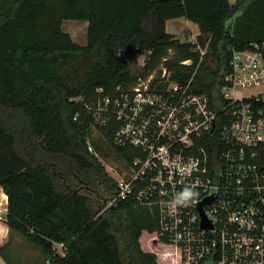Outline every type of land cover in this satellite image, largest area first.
Segmentation results:
<instances>
[{
  "label": "trees",
  "instance_id": "trees-1",
  "mask_svg": "<svg viewBox=\"0 0 264 264\" xmlns=\"http://www.w3.org/2000/svg\"><path fill=\"white\" fill-rule=\"evenodd\" d=\"M182 19L199 28L203 59L167 32V22ZM66 21L88 24L85 46L64 32ZM254 44L264 45V0H0V187L9 229L52 264H158L140 242L158 231L155 212L132 197L104 211L118 183L89 152L91 126L74 121L86 111L73 100L90 101L98 89L116 96L163 68L173 82L195 76L194 90L214 97L228 47ZM102 133L93 140L99 154L113 139ZM132 153L116 152L128 162ZM61 243L64 258L54 256Z\"/></svg>",
  "mask_w": 264,
  "mask_h": 264
},
{
  "label": "built area",
  "instance_id": "built-area-1",
  "mask_svg": "<svg viewBox=\"0 0 264 264\" xmlns=\"http://www.w3.org/2000/svg\"><path fill=\"white\" fill-rule=\"evenodd\" d=\"M198 35L190 43L203 59ZM227 51L214 97L194 90L195 76L173 82L164 68L116 96L98 89L73 100L86 111L74 121L91 126V154L99 157L93 140L103 129L113 132V151H133L112 169L118 194L104 211L132 197L155 212L154 239L174 249L176 264H264V45ZM185 188L194 203H177ZM53 251L66 257L62 243Z\"/></svg>",
  "mask_w": 264,
  "mask_h": 264
},
{
  "label": "rangeland",
  "instance_id": "rangeland-1",
  "mask_svg": "<svg viewBox=\"0 0 264 264\" xmlns=\"http://www.w3.org/2000/svg\"><path fill=\"white\" fill-rule=\"evenodd\" d=\"M237 0H230L232 5ZM177 28H171V34L176 35L183 43H190L197 33L198 27L191 24L188 25L185 20H179ZM64 32L68 33L74 42L85 46L88 39V24L79 21H66L63 25ZM147 57L142 56L136 64H132V74L138 76L141 73ZM164 69V68H163ZM98 159L103 163L108 173L115 179L117 175L113 172V168L121 166V161L112 148H103ZM19 236V235H16ZM22 238V237H21ZM155 233L147 232L142 238V242L146 249H155L158 252L160 264H176L178 262L177 255L174 254V249L160 246L158 241H155ZM23 243L13 242V245L3 252V256L9 261V264H38L45 261L46 256L42 250L34 242L23 237ZM173 253L172 256L168 255Z\"/></svg>",
  "mask_w": 264,
  "mask_h": 264
},
{
  "label": "crops",
  "instance_id": "crops-1",
  "mask_svg": "<svg viewBox=\"0 0 264 264\" xmlns=\"http://www.w3.org/2000/svg\"><path fill=\"white\" fill-rule=\"evenodd\" d=\"M182 20H184V19H182ZM178 21L179 20H172V21L167 22V32L169 34H171V32H170L171 28H177L176 26H177ZM186 23L188 25L193 24L189 21H186ZM198 30H199V28H198ZM199 33H200V31H199ZM199 33H197V35ZM171 35H174V34H171ZM174 36H176V35H174ZM7 218H8V196L5 194L3 189L0 187V264H9V261H7V259L3 256V252H5L8 248H10L13 245V242L14 243L15 242L23 243L22 242L23 237L19 234L12 232L9 229V227L7 226V224H6ZM145 233H147V232H143L142 237L140 239L142 249L145 252L155 253L158 256V252L155 249L149 250V249L145 248V246L142 242V238L145 235ZM16 235H19V236H16ZM43 262L44 261H42L38 264H42ZM158 264H160L159 256H158Z\"/></svg>",
  "mask_w": 264,
  "mask_h": 264
},
{
  "label": "clouds",
  "instance_id": "clouds-1",
  "mask_svg": "<svg viewBox=\"0 0 264 264\" xmlns=\"http://www.w3.org/2000/svg\"><path fill=\"white\" fill-rule=\"evenodd\" d=\"M196 195L197 193H195L191 188H185L177 199V203L182 205L194 203Z\"/></svg>",
  "mask_w": 264,
  "mask_h": 264
}]
</instances>
